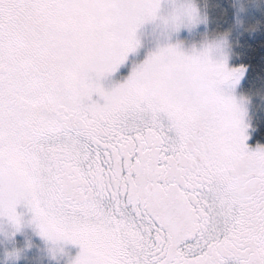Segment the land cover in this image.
<instances>
[{
  "label": "snow or ice",
  "instance_id": "obj_1",
  "mask_svg": "<svg viewBox=\"0 0 264 264\" xmlns=\"http://www.w3.org/2000/svg\"><path fill=\"white\" fill-rule=\"evenodd\" d=\"M159 5L0 0V216L55 214L71 264H264V147L219 90L243 67L168 46L102 86Z\"/></svg>",
  "mask_w": 264,
  "mask_h": 264
},
{
  "label": "rangeland",
  "instance_id": "obj_2",
  "mask_svg": "<svg viewBox=\"0 0 264 264\" xmlns=\"http://www.w3.org/2000/svg\"><path fill=\"white\" fill-rule=\"evenodd\" d=\"M177 3L191 5L196 9V20L190 22L183 20L177 29L165 27L159 19L146 21L136 30V38L139 45L136 50L129 53L125 62L118 70L101 81L105 89H111L117 83H122L131 74L134 66L142 63L150 53L166 45H181L186 54H192L193 50L199 51L204 43H214L223 36V43L210 53V58L216 62H222L229 69L243 67L238 82L233 84L228 81L219 86L221 94L235 100L241 109L242 121L245 127V140L249 150H255L257 146L264 144H250L254 134L252 122V99L242 92L247 68L234 65L233 37L243 31H249L252 23L264 12V0H233L235 8L234 21L231 27L225 31H217L209 20L208 8L203 0H176ZM173 0H160L158 15H166L174 7ZM93 99L99 103L103 100L97 96ZM16 212L22 223L19 230L14 228L5 216H0V264H71V261L79 253L78 245L67 241L52 243L45 241L33 226L27 221L31 217L30 209L23 203L17 205ZM15 251V255H10Z\"/></svg>",
  "mask_w": 264,
  "mask_h": 264
},
{
  "label": "trees",
  "instance_id": "obj_3",
  "mask_svg": "<svg viewBox=\"0 0 264 264\" xmlns=\"http://www.w3.org/2000/svg\"><path fill=\"white\" fill-rule=\"evenodd\" d=\"M213 28L229 29L234 21L233 0H203ZM252 23L249 31L233 37L234 65L247 68L241 84L242 92L252 99L254 134L250 144H264V12Z\"/></svg>",
  "mask_w": 264,
  "mask_h": 264
},
{
  "label": "clouds",
  "instance_id": "obj_4",
  "mask_svg": "<svg viewBox=\"0 0 264 264\" xmlns=\"http://www.w3.org/2000/svg\"><path fill=\"white\" fill-rule=\"evenodd\" d=\"M173 3H174L175 6L166 15H158L159 9H160V5H159L158 9L154 13L153 18L148 19L147 21L159 19L163 26L172 27V28H173L174 20H176V19H179L180 21H183V20L190 21L188 15L186 14V11H187L186 6L187 5L181 4V3H177L176 0H173ZM223 39H224V37L220 36L218 38V40L216 42H214V43H204L201 46V49L199 51L193 50L192 54H186L185 51L182 50L181 45H179V44L166 45V46L158 48V50L166 48L168 46H176L177 51H179L180 53H182L184 55L198 57L201 61H203L205 63L218 65V64H220L222 62H216V61L212 60L210 58V53L215 48L219 47L223 43ZM226 82L227 81L219 82V86L221 84L226 83ZM30 212H31V217L27 221V223L29 225L33 226L34 229L38 232V234L45 241H50L52 243L58 242V240H54L53 239V236H54V234L56 232L60 231L63 228V226H64L63 225V221L60 218H58L55 214H53L52 212L45 211L44 209H42V212L44 213V221L42 223L40 217L36 216L31 210H30ZM21 223H22V221L20 219V226H21ZM11 225L13 226L12 223H11ZM41 233H43V235H41ZM10 255L14 256L15 255V251H13V253H11Z\"/></svg>",
  "mask_w": 264,
  "mask_h": 264
},
{
  "label": "flooded vegetation",
  "instance_id": "obj_5",
  "mask_svg": "<svg viewBox=\"0 0 264 264\" xmlns=\"http://www.w3.org/2000/svg\"><path fill=\"white\" fill-rule=\"evenodd\" d=\"M229 264H231V261H229Z\"/></svg>",
  "mask_w": 264,
  "mask_h": 264
}]
</instances>
